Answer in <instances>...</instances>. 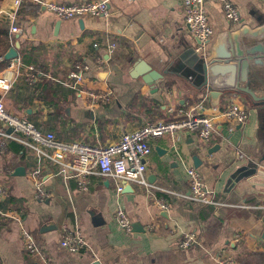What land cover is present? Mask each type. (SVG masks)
<instances>
[{"label": "crops", "instance_id": "1", "mask_svg": "<svg viewBox=\"0 0 264 264\" xmlns=\"http://www.w3.org/2000/svg\"><path fill=\"white\" fill-rule=\"evenodd\" d=\"M15 1L0 3V30L22 28L18 38L11 35L10 44L19 41L21 64L8 70L15 64L9 61L0 73L12 84L3 96L5 108L59 141L109 145L147 121L167 118L170 107L185 108L206 93V114L233 96L249 117L232 132L216 119L209 144L194 132L150 140L146 185L130 184L120 194L111 178L98 173L87 177V190L81 191L73 178L57 177L56 166L26 145L27 138L8 140L7 147L14 142L22 150L0 153V186L8 194L2 207L17 210L20 220L0 217V264H219L227 257L232 264H264V192L238 191L237 184L226 189L236 168L264 154V107L235 91L221 96L214 107L207 90L194 91L178 74L158 78L176 60L186 69L182 56L195 41L180 0H108L107 17L67 20H59L38 0ZM47 1L70 5L96 0ZM230 1L247 24L255 25L256 17L264 15L258 0ZM205 9L213 29L211 43L236 27L226 21L219 3L206 1ZM110 42L116 43L112 54ZM79 62L87 70L74 84L68 75ZM30 64L39 72L34 84L25 78ZM40 71L45 72L42 77ZM37 166L41 188L49 195L43 200L29 177ZM21 167L24 174H16ZM187 168L198 170L219 205H199L188 198ZM117 206L131 222L130 233L115 221ZM22 229L33 236L37 254L25 249ZM67 232L79 234L86 246L78 252L61 246ZM184 234L196 239L187 249L178 246Z\"/></svg>", "mask_w": 264, "mask_h": 264}, {"label": "built area", "instance_id": "2", "mask_svg": "<svg viewBox=\"0 0 264 264\" xmlns=\"http://www.w3.org/2000/svg\"><path fill=\"white\" fill-rule=\"evenodd\" d=\"M212 1L220 4L226 21L230 24H240L242 18L238 7L230 0H180L184 20L188 26L192 38L198 40L202 45L208 43L213 37V29L210 25L205 2ZM41 6L48 12L54 14L59 20L78 19L84 16L107 17L109 15L108 0L80 1L66 5L63 3L38 0ZM264 8V0H258ZM18 5L19 1L16 0ZM10 36H20L22 28L12 25L9 29ZM116 49V43L107 45L108 54ZM8 67L13 69L20 65L16 58ZM25 78L34 84L39 78V72L35 66H26ZM87 66L83 63H75L69 72V78L74 84L82 81L83 71ZM11 81L5 75L0 77V153H3L6 142L12 138H27L26 145L33 148L39 157L46 159L56 166V176L61 180L73 178L81 191L87 190V177L98 173L109 177L115 183V190L120 194L125 184L146 185L144 173L146 171L145 158L150 153V140L158 139L165 135L176 136L184 132H194L199 139L209 144L213 141L215 120L219 119L227 125L228 131L232 132L237 127L243 126L249 117L248 109L231 96L222 108H212L211 114H206L203 101L206 94H200L197 102L188 104L185 108L170 107L167 118L156 121H147L140 128L121 134L119 139L109 145H91L84 142H62L55 138L51 132H43L26 117H19L6 111L3 96L11 89ZM11 129L12 132H8ZM14 134V137L12 136ZM19 136V137H18ZM70 156L69 161L65 156ZM242 158V156H239ZM41 169L37 166L30 171L29 177L35 187L37 197L41 200L49 197L42 188ZM189 195L188 198L199 205H219L213 199L214 191L204 182L201 174L195 168H187ZM8 194L0 186V217L20 220L17 210H6L2 207L3 201ZM162 209H167V204L157 201ZM114 218L116 223L127 233L132 231L131 222L121 206H117ZM264 224V216H263ZM22 241L28 252L37 254L38 248L33 236L21 230ZM196 243L193 234H184L178 246L187 249ZM61 246L72 252H78L86 246L85 240L76 233L67 232L61 240ZM230 257L220 258L219 264H232Z\"/></svg>", "mask_w": 264, "mask_h": 264}, {"label": "water", "instance_id": "3", "mask_svg": "<svg viewBox=\"0 0 264 264\" xmlns=\"http://www.w3.org/2000/svg\"><path fill=\"white\" fill-rule=\"evenodd\" d=\"M254 23L247 24L241 20L240 24L231 27L214 43L210 40L201 46L195 39L192 46L185 48L182 56L187 61L186 69L177 65L176 60V65L168 66L159 73L158 78L178 74L194 91L207 90L214 107L219 104L220 97L230 91L245 95L257 107H264V15L256 17ZM19 49L20 43L16 40L3 55V60H15ZM144 80L150 82L149 78ZM157 151L160 152L159 148ZM193 158L197 160L196 156ZM15 173L23 175L24 169L17 168ZM235 184L238 191L264 192V154L257 161H248L236 168L227 181L226 189ZM129 188L130 184H125L122 192Z\"/></svg>", "mask_w": 264, "mask_h": 264}, {"label": "trees", "instance_id": "4", "mask_svg": "<svg viewBox=\"0 0 264 264\" xmlns=\"http://www.w3.org/2000/svg\"><path fill=\"white\" fill-rule=\"evenodd\" d=\"M2 1L3 0H0V3ZM10 44H11V36L9 32L7 30H0V73L3 72L7 68V65L9 64V61L3 60V55L5 54L7 49L10 47ZM40 73H41L40 76L42 77V74H44L45 72L43 71L42 73L40 71ZM43 77H47V75L45 74ZM11 145H12L11 148L9 147V145L8 147L6 145L5 150L3 151V155H6V153H8L11 150L16 151V152L22 150L21 149L22 147H20L19 145H16L14 142H12Z\"/></svg>", "mask_w": 264, "mask_h": 264}]
</instances>
